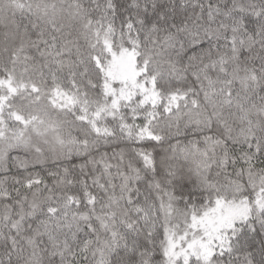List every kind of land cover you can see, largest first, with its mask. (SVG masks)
Listing matches in <instances>:
<instances>
[{"label":"snow or ice","instance_id":"1","mask_svg":"<svg viewBox=\"0 0 264 264\" xmlns=\"http://www.w3.org/2000/svg\"><path fill=\"white\" fill-rule=\"evenodd\" d=\"M0 264H264V0H0Z\"/></svg>","mask_w":264,"mask_h":264}]
</instances>
